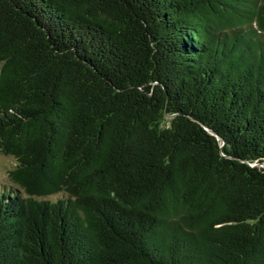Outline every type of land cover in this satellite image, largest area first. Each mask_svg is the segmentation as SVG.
<instances>
[{
    "label": "trees",
    "instance_id": "trees-1",
    "mask_svg": "<svg viewBox=\"0 0 264 264\" xmlns=\"http://www.w3.org/2000/svg\"><path fill=\"white\" fill-rule=\"evenodd\" d=\"M0 155V264H264V0H0Z\"/></svg>",
    "mask_w": 264,
    "mask_h": 264
},
{
    "label": "rangeland",
    "instance_id": "rangeland-1",
    "mask_svg": "<svg viewBox=\"0 0 264 264\" xmlns=\"http://www.w3.org/2000/svg\"><path fill=\"white\" fill-rule=\"evenodd\" d=\"M13 166V159L0 155V187L9 183L8 170Z\"/></svg>",
    "mask_w": 264,
    "mask_h": 264
},
{
    "label": "water",
    "instance_id": "water-1",
    "mask_svg": "<svg viewBox=\"0 0 264 264\" xmlns=\"http://www.w3.org/2000/svg\"><path fill=\"white\" fill-rule=\"evenodd\" d=\"M166 118L169 119V118H172V115H166ZM206 129V128H205ZM264 166V165H263Z\"/></svg>",
    "mask_w": 264,
    "mask_h": 264
}]
</instances>
